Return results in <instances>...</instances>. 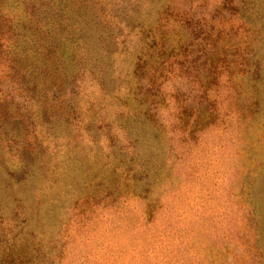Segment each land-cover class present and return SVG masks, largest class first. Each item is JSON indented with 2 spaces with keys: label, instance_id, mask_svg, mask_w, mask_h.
I'll return each mask as SVG.
<instances>
[{
  "label": "rangeland",
  "instance_id": "obj_1",
  "mask_svg": "<svg viewBox=\"0 0 264 264\" xmlns=\"http://www.w3.org/2000/svg\"><path fill=\"white\" fill-rule=\"evenodd\" d=\"M219 4L0 0V264H264V0ZM37 44L49 107L11 63Z\"/></svg>",
  "mask_w": 264,
  "mask_h": 264
},
{
  "label": "trees",
  "instance_id": "obj_2",
  "mask_svg": "<svg viewBox=\"0 0 264 264\" xmlns=\"http://www.w3.org/2000/svg\"><path fill=\"white\" fill-rule=\"evenodd\" d=\"M247 0H220V4L215 8V11L213 12V15L216 12H221L222 10L226 11V13H229V16L232 14L236 16L237 14L239 15L240 19L242 21H248L247 19L250 18V16L253 14L252 12L254 11L252 8L246 5ZM195 8L197 9L200 4L194 5ZM191 7V5H189ZM261 17V16H260ZM202 17H198L196 21H202ZM184 22V25L186 22H188L189 18L188 17H182L181 18ZM250 22V19H249ZM0 37H3L2 34V29H0ZM48 40L45 39L42 41V43L45 44ZM251 46L248 47L247 45L243 49V53L240 54V58L237 61L238 67L243 70L244 72L247 73V75L252 74L254 78L261 76V71L260 70V59L259 62H254L253 56H255V53L257 52L254 50L253 46L254 43L250 42ZM42 44H37L36 47L34 48L35 51V56L31 55L30 59L28 61L26 57L22 58L20 56H17V58H11V63H20L21 61V68L18 70L19 72L16 74L15 80L17 81V84L22 92H24L25 98L24 102H32L33 95L35 92L39 93V96H36V100L38 98H42L44 102L49 107L48 101L53 99V96H55V92H59L60 95H64V92H61L59 86L60 82L63 80V76L60 75V66L61 63L64 62L65 58L59 52L53 48L52 44L47 45L45 48H41ZM231 44H229L230 46ZM62 47V45H61ZM39 49V50H37ZM1 52V51H0ZM62 53L64 51L62 50ZM33 56V57H32ZM235 60V58H233ZM15 70V68H13ZM10 73V72H9ZM9 75V74H8ZM0 81H2V76L0 77ZM52 86V87H51ZM72 89L71 87L69 90ZM4 102H0V114L4 113L8 106L6 105L7 103V98L4 97V90H0ZM58 98V97H57ZM58 100V99H56ZM59 103H55L50 105V107H62L61 106V99L58 100ZM69 98L66 101V104H68ZM55 105V106H54ZM45 108L38 106L35 109V115L32 117L33 121L34 120H40L41 115L40 112L44 113ZM45 115V114H44ZM48 115V113L46 114ZM47 116H44L46 118ZM30 119L27 120L29 122ZM32 121V120H31ZM35 124V132H33V135L36 137V132L40 133L41 132V127L37 126L36 128V122H33ZM39 127V128H38ZM16 168L14 169V171Z\"/></svg>",
  "mask_w": 264,
  "mask_h": 264
}]
</instances>
